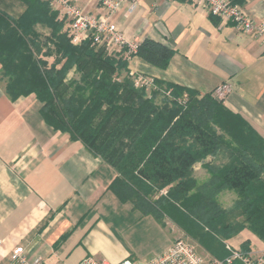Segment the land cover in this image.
Returning <instances> with one entry per match:
<instances>
[{
  "label": "trees",
  "instance_id": "16d2710c",
  "mask_svg": "<svg viewBox=\"0 0 264 264\" xmlns=\"http://www.w3.org/2000/svg\"><path fill=\"white\" fill-rule=\"evenodd\" d=\"M21 1L16 16L0 8V75L11 99L33 94L47 124L114 169L109 189L121 201L162 225L168 218L212 257L228 256L225 240L244 227L264 241V138L241 115L213 90L201 95L154 77L147 95L128 75L124 50L111 55L91 38L72 43L50 0ZM173 54L145 37L132 55L165 69ZM219 154L224 162L205 161ZM197 162L208 173L202 181L194 176ZM224 190L237 196L228 209L218 200Z\"/></svg>",
  "mask_w": 264,
  "mask_h": 264
},
{
  "label": "crops",
  "instance_id": "0c3cea01",
  "mask_svg": "<svg viewBox=\"0 0 264 264\" xmlns=\"http://www.w3.org/2000/svg\"><path fill=\"white\" fill-rule=\"evenodd\" d=\"M235 2L249 18L264 21V0ZM75 4L92 14L105 12L94 0ZM51 6L67 27L64 11ZM23 8L16 14L2 9L16 16ZM112 18L127 40L148 37L174 50L165 69L137 56L128 59L129 69L201 95L229 81L232 88L223 104L264 138V45L257 38L189 0H139L132 11L121 3ZM5 86L0 75V264L18 244L29 256L41 255L43 264H77L87 255L138 264L165 251L178 232L184 235L176 224L162 225L121 201L109 189L116 172L108 163L47 124L33 94L11 99ZM238 235L251 252H264V241L248 229Z\"/></svg>",
  "mask_w": 264,
  "mask_h": 264
},
{
  "label": "built area",
  "instance_id": "2783aa9c",
  "mask_svg": "<svg viewBox=\"0 0 264 264\" xmlns=\"http://www.w3.org/2000/svg\"><path fill=\"white\" fill-rule=\"evenodd\" d=\"M76 0H50V3L62 9L68 17L69 35L72 43H80L82 40L91 38L93 43L104 44L105 46H119L126 48V58L129 59L135 53L139 41H129L122 33L117 23L112 18V14L118 9L121 3L127 5V10H134L139 0H94L100 3L105 12L92 14L81 10L76 4ZM192 4L205 9L208 13L215 15L221 23L233 22L237 28L247 34L253 35L264 45V21H255L249 18L243 10L233 5L230 0H189ZM133 75V71H130ZM132 76L135 86L153 87V77L142 74ZM229 81L221 82L214 89V96L224 99L231 91ZM2 239L0 238V246ZM230 254L224 259L206 257L199 254L195 245L184 238L175 239L168 248L161 254L151 257L138 264H232L238 259L243 264H264V252L255 254L250 250L243 252L241 248H233L226 245ZM3 264H43L41 255L29 256L25 247L21 244L15 245L9 252L8 258ZM77 264H112L104 260H99L92 255L82 258ZM113 264H136L129 258H124Z\"/></svg>",
  "mask_w": 264,
  "mask_h": 264
},
{
  "label": "rangeland",
  "instance_id": "374dc122",
  "mask_svg": "<svg viewBox=\"0 0 264 264\" xmlns=\"http://www.w3.org/2000/svg\"><path fill=\"white\" fill-rule=\"evenodd\" d=\"M231 1V0H230ZM231 3L234 5H237V6H239L242 10H243V8H242V6L241 5H239L238 3H236V2H232L231 1ZM22 4L24 5V3H23V1H21V0H0V7H1V9L2 8H4V9H7V10H11V11H14L15 13L14 14H16V13H18L20 10H21V8H22ZM53 8V7H52ZM3 9V10H4ZM55 10H56V8H54ZM243 12H244V10H243ZM245 13V12H244ZM246 14V13H245ZM228 23V22H227ZM224 24H226V23H224ZM68 32H69V23H68ZM37 28L40 30V31H42V32H45L44 30L45 29H43V28H41L40 26H37ZM46 32H47V30H46ZM103 46H104V44H103ZM105 48H106V50H107V52H109L111 55H115V56H117V54H120V52H122L123 50H124V52H123V54H122V58H124V59H127L126 58V56H125V52H126V48L125 47H119V46H112V45H109L108 47L107 46H104ZM128 60V59H127ZM130 65H131V63H130ZM130 69L133 71V73L134 74H142V75H148V76H150L149 74H147L145 71H143V70H141V69H139V70H137V69H135V67H130ZM129 68H127V73H128V75L132 78V76H135L134 74L133 75H131L130 74V70ZM125 72L126 71H124V69L123 70H121V74L122 75H125ZM77 73L76 72H74L73 70H70L69 72H68V77H77ZM152 76V75H151ZM132 80H133V78H132ZM220 84V83H219ZM219 84H217L214 88H213V94H214V89L219 85ZM153 87H147L145 90V92H146V94L147 95H150V92H151V89H152ZM230 93V92H229ZM228 93V94H229ZM228 94H226L225 96H227ZM160 99H161V96L159 95L157 98H156V101L158 102V103H160ZM208 160H212V162L213 163H216V164H220L221 162H224L225 160H226V157L223 155V154H219V155H217V156H215V157H211V156H208L207 157V159L205 160V161H208ZM206 173V174H205ZM194 176L199 180V181H202V180H204L207 176H208V173H207V171H206V169L201 165V163L200 162H197L196 164H195V166H194ZM236 198H237V196H236V194L234 193V191H229V190H224V191H222L219 195H218V200H219V202H220V204L223 206V207H225L226 209H228V208H231V207H233L234 206V202H235V200H236ZM234 218V221H233V223H239L240 224V222H242V217L241 216H239V215H235L234 217H232V219ZM231 219V220H232ZM167 220V221H166ZM164 222H165V224L164 225H166V223H168V225H169V227L171 226L172 228H175V225H174V223H172V222H170L169 221V219L168 218H165L164 219ZM237 225V224H236ZM243 229H248L247 227H244ZM243 229H241L240 231H242ZM249 230V229H248ZM239 231V232H240ZM250 231V230H249ZM239 232L238 233H236V234H234L232 237H230L229 239H226L225 240V247H226V245L228 244L229 246H231V243H234V241H238L236 244L234 243V245H235V247H233V248H236V246L237 247H242L243 246V241H241V236L240 235H238L239 234ZM251 232V231H250ZM253 233V232H252ZM240 236V237H239ZM180 238H184V239H187V240H189V241H191L194 245H195V249H196V251L199 253V254H201V255H203V256H206V257H212L208 252H206V251H204L201 247H200V245L194 240V239H189L188 237H186V235H180V233L178 232V234H176L175 235V239H180ZM174 239V240H175ZM233 245V246H234ZM232 247V246H231ZM227 248V247H226ZM149 249V248H148ZM144 250H147V247H145V249ZM228 250V249H227ZM135 261V260H134ZM140 262H142L141 260H139ZM135 262H137V261H135ZM140 262H137V263H140Z\"/></svg>",
  "mask_w": 264,
  "mask_h": 264
}]
</instances>
